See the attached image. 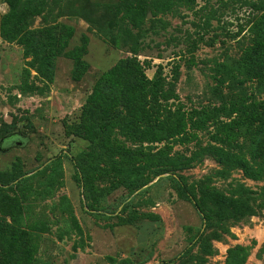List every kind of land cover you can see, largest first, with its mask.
Wrapping results in <instances>:
<instances>
[{
  "label": "rangeland",
  "instance_id": "rangeland-1",
  "mask_svg": "<svg viewBox=\"0 0 264 264\" xmlns=\"http://www.w3.org/2000/svg\"><path fill=\"white\" fill-rule=\"evenodd\" d=\"M18 1L23 31L5 33L14 8L0 0V195L22 207L21 225L37 236V263L264 264V165L243 136L234 147L223 142L221 128L236 118V107L264 99L263 88L240 64L264 0ZM121 16L138 37L136 47L119 32ZM59 24L73 35L50 74L44 55L21 38L27 30ZM133 56L150 78L161 65L174 82L177 70L178 98L170 102L173 110L181 105L188 127L158 142L119 138L133 149L169 147L183 162L143 186L86 195L77 163L91 158L94 145L67 127L79 122L99 76ZM211 147L241 156L253 175L218 160ZM170 175L205 199L207 217ZM22 180L26 191L14 192ZM111 182L105 177L96 184L104 191ZM15 225L0 209V264H7L4 249Z\"/></svg>",
  "mask_w": 264,
  "mask_h": 264
},
{
  "label": "trees",
  "instance_id": "trees-1",
  "mask_svg": "<svg viewBox=\"0 0 264 264\" xmlns=\"http://www.w3.org/2000/svg\"><path fill=\"white\" fill-rule=\"evenodd\" d=\"M9 3L14 8V17L4 22V32H22L21 23L16 16H20L23 9L19 8L18 0H9ZM258 9L261 13L252 24L251 44L245 49L240 64L244 74L249 79L256 80L264 90V3ZM134 19L136 20L135 16ZM119 32L125 44L136 47L138 37L127 26L124 16L120 17ZM72 35L71 27L59 24L34 31L27 30L21 41L27 43L31 51L44 55L46 70L52 74L56 56L61 49L67 47ZM80 56L75 55L77 61ZM175 73L176 81L177 70ZM163 74V68L159 65L154 76L148 77L141 61L133 56L120 59L97 79L92 93L82 107L79 122L67 127L69 134L84 137L94 145L91 158L77 163L82 172L86 195L91 191L106 195L119 186H143L151 181V175L170 171L183 162L171 155L169 147L156 151L133 149L119 138L125 137L124 139L135 143L158 142L187 132L188 116L181 105L173 110V103L170 102L171 99L178 98L175 81L168 82ZM235 110L236 118L221 127L223 142L233 144L234 147V141L243 136L249 141L250 152L255 161L264 165V99L249 105L242 103ZM204 113L209 114L208 111ZM190 120L199 126L198 121ZM211 149L218 160L238 163L249 171L248 174L253 175L252 169L241 156L230 155L223 148ZM105 177H110L112 182L110 188L103 191L98 188L96 181ZM170 178L179 193L191 201L201 215L207 217L205 199H198L193 187L182 177L170 175ZM25 182L26 180H22L14 185L13 188L18 189L14 192L26 191L23 190ZM0 209L17 224L4 249L5 263L38 264L37 236L34 231L21 225L19 211L22 207L18 200L0 195ZM199 238L201 233L191 240L183 252L187 253Z\"/></svg>",
  "mask_w": 264,
  "mask_h": 264
}]
</instances>
